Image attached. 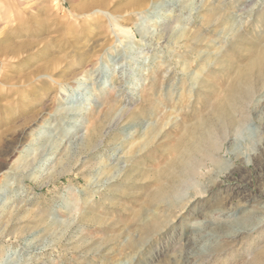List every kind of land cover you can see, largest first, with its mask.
<instances>
[{"label": "rangeland", "instance_id": "374dc122", "mask_svg": "<svg viewBox=\"0 0 264 264\" xmlns=\"http://www.w3.org/2000/svg\"><path fill=\"white\" fill-rule=\"evenodd\" d=\"M0 16V264H264V0Z\"/></svg>", "mask_w": 264, "mask_h": 264}, {"label": "bare ground", "instance_id": "6f19581e", "mask_svg": "<svg viewBox=\"0 0 264 264\" xmlns=\"http://www.w3.org/2000/svg\"><path fill=\"white\" fill-rule=\"evenodd\" d=\"M110 16V15H109ZM1 17V16H0ZM107 19H108V17H107ZM0 27H1V25H0ZM70 114H72V113H70ZM245 116V115H244ZM227 121V120H226ZM245 123V122H244ZM243 124V119L242 118H238V119H236L235 120V122H231V123H227V128H225L226 129V131L223 133V139L224 140H227V138L229 137V135H230V130L231 129H233L234 131H238V130H240V128H241V125ZM156 132V131H155ZM154 131H153V134L155 133ZM158 134V133H157ZM156 134V135H157ZM22 136H24V135H22ZM154 138V137H153ZM156 138V137H155ZM152 139V138H151ZM151 144V143H150ZM213 145H214V147H215V149L216 150H218L219 152H221V150H222V148H223V141H222V139H217L216 140V142H214L213 143ZM147 146H148V144H147ZM218 157V156H217ZM217 157L216 156H214V155H210V157H209V161L210 162H212V163H217L218 161H217ZM206 158V157H205ZM203 159V158H202ZM201 160V159H200ZM220 162H221V160H220ZM204 168H206V163H199L198 165H195V163H192V164H190L189 165V171L190 172H193V173H195V174H197L198 175V173L199 172H201ZM120 173H121V171H120ZM191 175H192V173H191ZM189 178V177H188ZM189 180H192L191 178L189 179ZM104 183V182H103ZM102 183V184H103ZM186 183V182H185ZM156 225L157 224H153L152 225V228L153 227H156ZM240 233H242V231H238V235L240 234ZM190 255V254H189ZM192 255V254H191ZM190 257V256H189Z\"/></svg>", "mask_w": 264, "mask_h": 264}]
</instances>
